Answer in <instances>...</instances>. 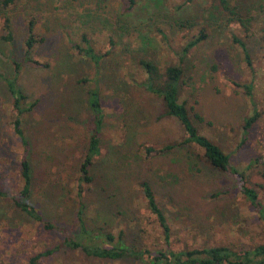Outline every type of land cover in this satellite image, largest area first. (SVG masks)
<instances>
[{
	"label": "rangeland",
	"instance_id": "rangeland-1",
	"mask_svg": "<svg viewBox=\"0 0 264 264\" xmlns=\"http://www.w3.org/2000/svg\"><path fill=\"white\" fill-rule=\"evenodd\" d=\"M1 1L0 189L10 195L21 187L24 148L10 125L11 103L21 91L37 102L23 124L31 202L53 224L77 233L78 167L90 126L86 103L95 90L104 127L102 156L84 199L91 228L115 237L121 231L130 248L151 254L165 250L139 187L148 182L170 227L173 250H236L262 242V226L237 181L203 163L194 155L198 150L178 149L151 159L141 155L140 148L178 142L183 132L175 119H159L160 101L138 87L144 79L138 61L148 59L162 70L183 59L181 99L194 125L231 155V164L245 173L264 204V0H133L132 8L129 0H14L6 8ZM5 20L11 41L4 39ZM29 22L35 37L44 38L32 58L47 67L25 59ZM83 35L95 56L106 54L98 64L76 47H88L80 41ZM200 35L205 37L183 57L182 49ZM235 37L247 44L250 66ZM254 107L261 116L242 143L243 122ZM61 242L59 232L45 231L0 199V264H28ZM37 264L145 263L104 261L60 247Z\"/></svg>",
	"mask_w": 264,
	"mask_h": 264
},
{
	"label": "trees",
	"instance_id": "trees-1",
	"mask_svg": "<svg viewBox=\"0 0 264 264\" xmlns=\"http://www.w3.org/2000/svg\"><path fill=\"white\" fill-rule=\"evenodd\" d=\"M14 0H2L1 5L6 8ZM132 8L133 0H129ZM236 15V14H235ZM243 29H247L242 20L239 21ZM33 23L28 24V38L25 41L24 56L25 59L32 65L47 67L46 63H41L32 58V53L36 44L44 42L43 37L36 38L33 32ZM4 29L6 41H11V31L8 20H5ZM248 31V30H247ZM205 36L200 35L199 38L190 41L183 49L182 55L189 52L195 47ZM248 37V36H247ZM83 44H87L86 50L82 46L78 47L79 51H85V55L96 61L98 64L102 57L106 54L97 56L94 55V50L86 35L80 40ZM235 43L239 44L244 59L249 62V53L247 44L238 38H234ZM110 44L113 45V42ZM93 54V55H92ZM182 58L179 63L166 66L160 69L155 63L148 59L138 61V67L143 71L144 79L138 83V87L145 92L155 96L162 107L161 118L175 119L180 125L183 135L178 142L164 144L159 147L146 146L140 148V153L145 159H151L156 156H164L178 149H196L200 153H195L203 163L211 169L225 172L237 181L238 191L244 203L252 208L259 220L264 232V204L261 202L257 191L251 187L246 179L245 173L239 171L231 164V155L226 153L217 143L203 135L200 130L194 125L187 108L186 101L181 99V85L183 77ZM18 66V64H16ZM18 68V67H17ZM19 69V68H18ZM135 85L136 82L134 83ZM250 87H247V95ZM90 99L87 101V108L90 113V126L88 131V140L86 143L84 155L78 167V188L76 197L78 200V210L76 213L77 233L72 236L64 227L53 224L49 221L42 211L31 202L32 194V170L29 160V142L25 135L23 124L24 116L29 114L37 104L36 101L30 102L28 97L21 91L14 97L11 103V122L13 133L20 140L24 148L23 158L19 163V177L21 187L18 192L7 195L8 192L0 189V199H8L12 203V207L24 214L33 222L42 226L45 231H57L62 236L60 246L55 249L47 250L46 252L37 254L31 258L28 264H37V261L42 257L52 254L60 247H64L73 251H80L85 256L104 260V261H120L124 258H130L137 262L145 264H264V233L262 242L253 244L248 248L232 249L230 246H212L192 249L173 250L170 247L171 230L167 224V220L159 208L155 195L148 182L139 183V187L146 201L148 211L153 214L161 231V238L165 242V250H157L151 254L148 250L134 249L125 246L123 242V233L120 231L117 236L102 228H91L85 221V192L86 186L92 184L93 175L92 169L96 161L101 158V133L104 127V112L100 94L95 90L88 92ZM261 116L259 110L255 107L252 114L247 117L242 126L243 140L246 141L251 130ZM197 120H201L200 116H196ZM262 237V236H261Z\"/></svg>",
	"mask_w": 264,
	"mask_h": 264
}]
</instances>
